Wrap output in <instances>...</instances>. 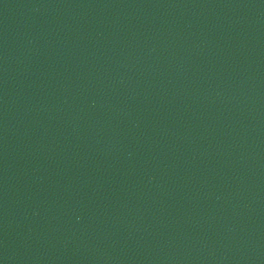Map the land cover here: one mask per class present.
<instances>
[{
    "label": "water",
    "instance_id": "95a60500",
    "mask_svg": "<svg viewBox=\"0 0 264 264\" xmlns=\"http://www.w3.org/2000/svg\"><path fill=\"white\" fill-rule=\"evenodd\" d=\"M0 264H264V0H0Z\"/></svg>",
    "mask_w": 264,
    "mask_h": 264
}]
</instances>
